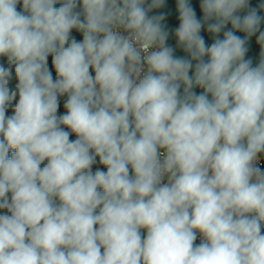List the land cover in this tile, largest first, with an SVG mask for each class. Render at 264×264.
Returning a JSON list of instances; mask_svg holds the SVG:
<instances>
[{
	"label": "clouds",
	"instance_id": "clouds-1",
	"mask_svg": "<svg viewBox=\"0 0 264 264\" xmlns=\"http://www.w3.org/2000/svg\"><path fill=\"white\" fill-rule=\"evenodd\" d=\"M164 5L0 0V264H264V2Z\"/></svg>",
	"mask_w": 264,
	"mask_h": 264
},
{
	"label": "water",
	"instance_id": "water-1",
	"mask_svg": "<svg viewBox=\"0 0 264 264\" xmlns=\"http://www.w3.org/2000/svg\"><path fill=\"white\" fill-rule=\"evenodd\" d=\"M261 2H264V0H250V6L251 7H257L258 4ZM199 3H200V0H191V4L194 7V9L196 10L197 17L202 18V13L199 9ZM160 13L165 14V20L163 21V23L165 25H167V28L170 32L167 44L176 49L175 55H177V56L187 55L186 53H184L182 51V49L177 47L176 39H175V36L173 34L174 30L179 26L178 12L176 9V0H165L164 7L160 8V9L153 10L150 13V15L160 14ZM260 14L264 15V12H261ZM229 27H230V25H229ZM261 31H264V24L261 25ZM201 35L204 36L207 43L210 44L212 42L210 35L205 30H202ZM237 35L243 36L244 34L238 32ZM248 47H249V51L247 53L246 58H251L253 61V64L255 65L260 58V46L256 42V36H253L249 40ZM195 91L200 92L202 90L197 88V89H195ZM262 157H264V156H262Z\"/></svg>",
	"mask_w": 264,
	"mask_h": 264
},
{
	"label": "trees",
	"instance_id": "trees-1",
	"mask_svg": "<svg viewBox=\"0 0 264 264\" xmlns=\"http://www.w3.org/2000/svg\"><path fill=\"white\" fill-rule=\"evenodd\" d=\"M72 35L74 36V38H76L77 40H80V39H82V36L79 34V33H77V32H75V31H73V33H72ZM51 58H49V68L51 69ZM53 78L55 79V72L53 71ZM14 84H15V81H13L12 82V86L14 87ZM66 99V97H61L60 98V108H59V111H58V114H63V112H64V108H63V103H64V100ZM9 115L11 114V110H9V113H8ZM71 139H75V137L74 136H72L71 137ZM99 165L97 164V165H94V167H93V170H95L96 169V167H98ZM262 234H264V228H262Z\"/></svg>",
	"mask_w": 264,
	"mask_h": 264
},
{
	"label": "built area",
	"instance_id": "built-area-1",
	"mask_svg": "<svg viewBox=\"0 0 264 264\" xmlns=\"http://www.w3.org/2000/svg\"><path fill=\"white\" fill-rule=\"evenodd\" d=\"M257 166L260 167L262 171H264V157H261V160L257 164ZM201 240H202L201 236L199 234H197V239H196L195 243L199 244V243H201Z\"/></svg>",
	"mask_w": 264,
	"mask_h": 264
},
{
	"label": "rangeland",
	"instance_id": "rangeland-1",
	"mask_svg": "<svg viewBox=\"0 0 264 264\" xmlns=\"http://www.w3.org/2000/svg\"><path fill=\"white\" fill-rule=\"evenodd\" d=\"M144 235H146V233H143Z\"/></svg>",
	"mask_w": 264,
	"mask_h": 264
}]
</instances>
